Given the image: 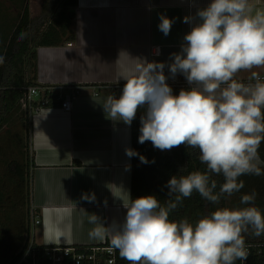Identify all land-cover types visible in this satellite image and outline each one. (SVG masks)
<instances>
[{"label": "clouds", "instance_id": "1", "mask_svg": "<svg viewBox=\"0 0 264 264\" xmlns=\"http://www.w3.org/2000/svg\"><path fill=\"white\" fill-rule=\"evenodd\" d=\"M173 22L161 14L159 30L167 36ZM184 22L193 26L167 67L173 78L179 73L191 87L174 95L165 63L138 60L129 74L120 76L126 83L119 98L108 95L102 106L109 118L129 126L144 107L138 142L150 141L159 150L182 144L198 149L206 170L172 176L165 204L152 195L130 198L122 224L105 226L89 214L94 225L89 237L110 239L128 264H243L249 256L244 234L264 235L255 192L241 196L240 204L246 206L218 207L194 223L169 216L194 191L219 204L223 196L244 188L241 176L264 175L258 152L264 141V80L255 72L254 82L234 79L238 72L264 67V10L253 12L249 0H211ZM27 36L21 32L19 39ZM4 60L0 55V64ZM125 151L130 157L139 155L131 148ZM214 175L224 178L218 192ZM82 199L92 202L95 194Z\"/></svg>", "mask_w": 264, "mask_h": 264}, {"label": "crops", "instance_id": "2", "mask_svg": "<svg viewBox=\"0 0 264 264\" xmlns=\"http://www.w3.org/2000/svg\"><path fill=\"white\" fill-rule=\"evenodd\" d=\"M210 2L77 0L73 39L37 48L39 84H79L81 89L71 111L54 101L30 116L31 205L41 219L34 227L35 243H110L89 237L94 225L88 216L96 214L105 226L125 219L132 159L125 150L131 148V125L109 118L102 105L108 95L119 98L126 83L120 76L129 74L138 60L165 63L167 83L186 80L179 73L173 78L167 65L193 26L184 17H195ZM249 3L253 12L264 10V0ZM161 14L174 21L167 36L158 27ZM253 72L264 75V67L243 70L234 79L254 82ZM93 193L94 201L82 199Z\"/></svg>", "mask_w": 264, "mask_h": 264}, {"label": "trees", "instance_id": "3", "mask_svg": "<svg viewBox=\"0 0 264 264\" xmlns=\"http://www.w3.org/2000/svg\"><path fill=\"white\" fill-rule=\"evenodd\" d=\"M11 1L15 6V1ZM16 1L20 11L14 18L2 12L0 7V55L5 57L4 63L0 64V264H10L25 247L29 214L32 211L37 213L31 205V121L25 103L28 87L39 84L37 48L62 45L73 39L74 8L77 4V0H44L40 14L32 17L27 2ZM21 32H27L28 36L19 39ZM168 85L174 95L191 87L186 80ZM145 111L144 107L138 109L131 123V149L139 155L131 159L130 198L134 200L152 195L165 204L169 199L167 182L172 176L187 175L197 170L203 172L206 165L200 162L198 149L183 144L171 150H159L150 141L139 143L140 118ZM258 152L264 160L262 146ZM140 155L149 163H142ZM213 178L217 180L215 191L218 192L224 178L222 175H214ZM239 179L244 181V188L232 196H223L219 204L205 200L194 191L170 213L169 219L179 221L187 218L194 223L218 207H244L246 205L240 204L241 196L253 192L257 194L255 205L264 215V175H243ZM244 236L250 249L246 264H264V257L257 253L264 247V235L256 237L250 230ZM236 264L240 262L236 261Z\"/></svg>", "mask_w": 264, "mask_h": 264}, {"label": "built area", "instance_id": "4", "mask_svg": "<svg viewBox=\"0 0 264 264\" xmlns=\"http://www.w3.org/2000/svg\"><path fill=\"white\" fill-rule=\"evenodd\" d=\"M159 52L155 48L154 54ZM264 80V75L259 76ZM79 84L54 85L38 84L28 87L25 103L30 116L54 101L64 111H71L74 98L80 93ZM55 94L50 96V94ZM29 232L25 247L17 253L10 264H128L119 257L110 243L101 244H37L34 241V227L41 223L40 216L33 211L29 214ZM248 251H250L249 246ZM264 257V247L257 251ZM248 260V257H247ZM247 260L243 264L247 263ZM239 261V260H238ZM240 262V261H239ZM242 264V262H240Z\"/></svg>", "mask_w": 264, "mask_h": 264}, {"label": "rangeland", "instance_id": "5", "mask_svg": "<svg viewBox=\"0 0 264 264\" xmlns=\"http://www.w3.org/2000/svg\"><path fill=\"white\" fill-rule=\"evenodd\" d=\"M16 5L14 6L13 1L11 0H0L2 12H7L9 17L14 18L20 11V6L17 5V1L14 0ZM28 4L30 14L32 17H36L40 14L41 6L44 0H25ZM21 248V247H20ZM19 248V249H20Z\"/></svg>", "mask_w": 264, "mask_h": 264}]
</instances>
